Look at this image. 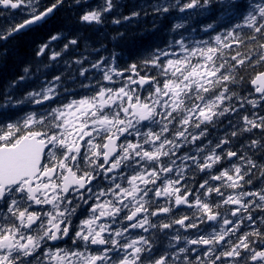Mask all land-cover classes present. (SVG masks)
<instances>
[{"label": "snow or ice", "instance_id": "snow-or-ice-1", "mask_svg": "<svg viewBox=\"0 0 264 264\" xmlns=\"http://www.w3.org/2000/svg\"><path fill=\"white\" fill-rule=\"evenodd\" d=\"M0 264H264V0H0Z\"/></svg>", "mask_w": 264, "mask_h": 264}]
</instances>
